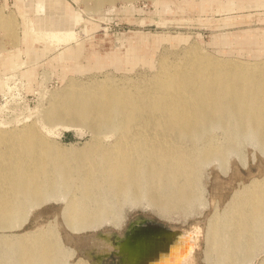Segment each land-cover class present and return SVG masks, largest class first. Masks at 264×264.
Segmentation results:
<instances>
[{
    "label": "bare ground",
    "instance_id": "obj_1",
    "mask_svg": "<svg viewBox=\"0 0 264 264\" xmlns=\"http://www.w3.org/2000/svg\"><path fill=\"white\" fill-rule=\"evenodd\" d=\"M105 1L115 0L96 2L98 5ZM157 2L166 8L180 5L172 0ZM235 5L264 7V0H204L197 7H205L206 11L212 7L229 11ZM34 12V31L24 30L27 44L40 39L45 44L44 50L49 51L78 41L73 27L74 11L66 15L67 6L60 0H36ZM22 16L28 23L29 17ZM13 23L10 17L0 16V27L12 34L11 37L15 35ZM29 33L38 37L27 40L33 37L27 36ZM260 34L244 32L235 38L250 41L251 36L259 35L264 47V32ZM124 40L128 45L126 52L113 53L111 64H121L135 54L142 58L151 55L142 36L133 33ZM27 49L37 53L35 48ZM199 49L190 50L180 68L173 72L161 69L151 81L134 90L106 80L88 86L68 80L63 90L51 95L49 107L40 119L47 138L37 131L34 123L24 122L21 128L8 130L3 127L7 121L0 120V264H91L77 249L96 243L76 241L73 237L96 234L106 224L123 227L122 209L117 207L122 201L136 207L140 202L138 194L145 190L150 202L159 205L163 213H171L178 206H193L197 199L194 175L205 164L221 162L223 165L228 153L237 148L235 136H249L264 149V60L245 62L213 56L212 59ZM84 50L82 43H77L67 47L57 59L78 62L85 56ZM130 50L132 53L128 55ZM8 61L7 58L0 60V66L4 67ZM94 62L95 67L109 64L105 56L98 55ZM25 64L18 60L10 62L0 77L3 78L0 93H8V82L16 76L13 72ZM69 69L80 71L83 67L72 65ZM58 125L65 131L73 128L80 134L87 128L96 140L111 135L113 143L95 142L70 153L73 150L57 148L49 139ZM218 128L228 132L222 146L210 139L211 132ZM203 136L207 141L199 143V153L194 159L179 156L176 143L195 144ZM164 141H170L176 150L163 145ZM180 176L186 182H180ZM243 187L245 191L235 202L237 211L225 217L229 221L225 228L227 237L214 236L212 222L205 224L207 229L199 237L200 242L212 236L221 246L224 261L232 264L242 255L247 259L252 249L264 241V177ZM69 189L77 194L70 195L58 212L62 227H35L32 232L6 233L22 228L18 223L28 203L57 200L60 196L65 199ZM198 248L188 264L195 261ZM74 257L76 260L70 262Z\"/></svg>",
    "mask_w": 264,
    "mask_h": 264
},
{
    "label": "rangeland",
    "instance_id": "obj_2",
    "mask_svg": "<svg viewBox=\"0 0 264 264\" xmlns=\"http://www.w3.org/2000/svg\"><path fill=\"white\" fill-rule=\"evenodd\" d=\"M22 1L27 2L29 6L26 7L27 5L25 6ZM96 1L98 2V0H60L67 6L66 15L74 11L76 23L73 27L78 35V41L58 46L55 50L45 51V44L41 43L40 39L34 40L39 43L29 41V44L24 40V30L34 31L32 28L35 27L33 20L36 16L34 12L36 0H0V16L10 17L15 29V35L11 37L12 34L0 27V55H2L0 60L5 58L9 60L4 67L0 66V77L4 75L3 72H6L11 61L26 62L24 67L13 72L16 81L12 79L8 82L10 87L8 93H5L6 95L0 93V120L7 121V124L3 125L4 128L11 130L21 128L24 122L34 123L37 131L47 138V131L44 133L40 119L49 107L51 95L63 90L70 79L86 86L106 80L107 83L120 88L134 90L151 81L161 69L173 72L180 68L185 64L182 59L187 58L190 50L199 51V48L205 51V56L212 59L213 57L231 58L245 62L264 60L263 40L260 39V33L264 32V7L235 5L232 7L233 10L229 11H219L213 7L206 11L205 7H197L204 0H188L191 3L189 5L185 4L184 0H172L180 4L177 8L163 7L157 0L131 2L115 0L112 3L105 1L98 5ZM23 9H27V12L25 13ZM23 14L29 17L28 23L23 19ZM244 32L259 33L260 36L253 35L250 41L235 38ZM133 33L144 38V45L147 49L150 48L151 55L142 58L139 54H135L132 59L122 61L121 64H111L113 53L126 52L128 45L124 38ZM27 36H33L27 39L31 40L35 35L29 33ZM77 43H82L84 46L86 57L80 58L78 62H74L75 64L57 59V55ZM86 43L89 44L88 47ZM28 47L35 48L37 53H31ZM89 53L94 54V58L97 55L105 56L109 64L95 67L97 64L92 56L89 58ZM131 53L132 50L128 51V55ZM162 61L163 66L160 65ZM72 65L77 68L83 67V70L69 69ZM24 117L28 118L24 119ZM54 129L55 134L49 136L52 145L73 150L69 151L70 153L83 150L95 142L113 143L114 139V136L107 135L102 140H96L93 137L95 135L87 128L83 133L81 132L82 134L73 128L65 131L59 125ZM227 137L228 132L218 128L211 132L210 139L222 146ZM235 138L238 143L237 148L228 153L223 165L220 164L221 162L205 164L194 175L197 199L193 206H178L171 213H163L159 205L150 202L149 193L142 190L138 194L140 202L136 207H130L129 202L126 205L123 201L117 206L122 209L123 227L113 228L106 224L96 233L111 231L114 234H122L131 219L145 217L170 227L187 230L196 221H202V227L206 231L205 224L212 222L214 236L226 238L225 228L229 221L225 220V217L229 213L233 215V210L234 213L237 211L238 208L234 209V206L236 199L245 191L243 186L252 180L260 181L264 177V149L255 144L249 136L237 135ZM206 141L207 137L203 136L195 144L185 141L176 143L179 156L184 155L191 160L194 159L199 153L197 148L199 143ZM169 142L164 141L162 144L176 150V147ZM187 164L192 165L193 162ZM180 178V182H186L182 176ZM73 193L77 194L76 191L69 189L68 194L64 195L65 199L59 195L57 200L28 203L29 205L22 209L18 223L22 228L6 233L32 232L35 227H62L58 212ZM199 245L193 264H232L224 261L219 249L221 246L213 241L212 236L202 239ZM90 256L101 264H113L111 257L105 258L95 252H91ZM242 256L239 260H234V264H264V241L252 249L247 259ZM75 260L76 257L70 262Z\"/></svg>",
    "mask_w": 264,
    "mask_h": 264
},
{
    "label": "water",
    "instance_id": "obj_3",
    "mask_svg": "<svg viewBox=\"0 0 264 264\" xmlns=\"http://www.w3.org/2000/svg\"><path fill=\"white\" fill-rule=\"evenodd\" d=\"M129 223H135L137 227H127L122 234L101 231L73 237L76 241L96 243L77 249V253L91 264H101L90 256L91 252L102 254L105 258L113 257L116 264H188L193 260L204 228L202 221H196L187 230L145 217H136ZM141 223L146 227L138 226Z\"/></svg>",
    "mask_w": 264,
    "mask_h": 264
},
{
    "label": "flooded vegetation",
    "instance_id": "obj_4",
    "mask_svg": "<svg viewBox=\"0 0 264 264\" xmlns=\"http://www.w3.org/2000/svg\"><path fill=\"white\" fill-rule=\"evenodd\" d=\"M138 226H140V227H146V225H145L144 223H141V224H139ZM125 227H126V228L123 230V232L126 231L127 227H137V225H136L135 223H134V224H130V223H128ZM111 258L113 259V260H112V263H113V264H116L114 258H113V257H111Z\"/></svg>",
    "mask_w": 264,
    "mask_h": 264
},
{
    "label": "crops",
    "instance_id": "obj_5",
    "mask_svg": "<svg viewBox=\"0 0 264 264\" xmlns=\"http://www.w3.org/2000/svg\"><path fill=\"white\" fill-rule=\"evenodd\" d=\"M40 57H42V56H40ZM40 59V58H39ZM36 60V59H35ZM38 60V59H37Z\"/></svg>",
    "mask_w": 264,
    "mask_h": 264
}]
</instances>
